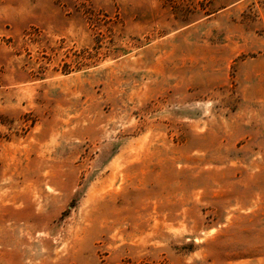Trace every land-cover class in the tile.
<instances>
[{"label": "rangeland", "instance_id": "1", "mask_svg": "<svg viewBox=\"0 0 264 264\" xmlns=\"http://www.w3.org/2000/svg\"><path fill=\"white\" fill-rule=\"evenodd\" d=\"M0 264H264V0H0Z\"/></svg>", "mask_w": 264, "mask_h": 264}]
</instances>
